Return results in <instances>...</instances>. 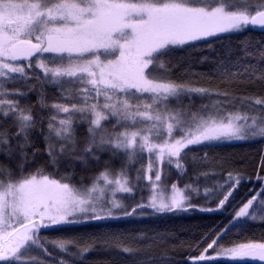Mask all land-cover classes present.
Masks as SVG:
<instances>
[{"label": "snow or ice", "instance_id": "obj_1", "mask_svg": "<svg viewBox=\"0 0 264 264\" xmlns=\"http://www.w3.org/2000/svg\"><path fill=\"white\" fill-rule=\"evenodd\" d=\"M0 264H264V0H0Z\"/></svg>", "mask_w": 264, "mask_h": 264}, {"label": "trees", "instance_id": "obj_2", "mask_svg": "<svg viewBox=\"0 0 264 264\" xmlns=\"http://www.w3.org/2000/svg\"><path fill=\"white\" fill-rule=\"evenodd\" d=\"M255 147H258V146H255ZM255 147L243 146V147L236 148L234 151L254 155Z\"/></svg>", "mask_w": 264, "mask_h": 264}]
</instances>
